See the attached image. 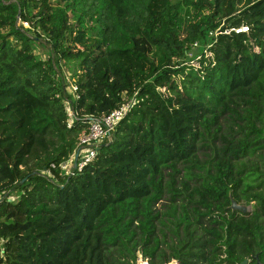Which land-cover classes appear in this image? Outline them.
<instances>
[{
	"label": "trees",
	"instance_id": "trees-1",
	"mask_svg": "<svg viewBox=\"0 0 264 264\" xmlns=\"http://www.w3.org/2000/svg\"><path fill=\"white\" fill-rule=\"evenodd\" d=\"M0 196V264H264V0H0Z\"/></svg>",
	"mask_w": 264,
	"mask_h": 264
},
{
	"label": "built area",
	"instance_id": "built-area-1",
	"mask_svg": "<svg viewBox=\"0 0 264 264\" xmlns=\"http://www.w3.org/2000/svg\"><path fill=\"white\" fill-rule=\"evenodd\" d=\"M18 21H21V19L18 18ZM22 23L30 28L27 22ZM236 31H247V26H241L240 28H237ZM195 45L197 46V43H195ZM69 87L71 93L78 97L77 85L74 79L69 81ZM132 104L133 99H129L122 103L119 107L100 117L86 115V117L90 119L88 132L79 135L78 142L73 153L67 159L59 163H51L50 167L42 169L41 173L46 176L53 177L54 174L52 169H55L56 167H59L65 175L74 174L76 169L81 171L85 165L94 159L97 154V147L105 140L111 139L116 125L127 114ZM66 105L67 109L70 110L67 101ZM70 114L72 115V111H70ZM2 197L0 196V201L2 200ZM147 263L148 259L143 257L142 254L138 252V256L134 264ZM166 264H169V262Z\"/></svg>",
	"mask_w": 264,
	"mask_h": 264
},
{
	"label": "rangeland",
	"instance_id": "rangeland-1",
	"mask_svg": "<svg viewBox=\"0 0 264 264\" xmlns=\"http://www.w3.org/2000/svg\"><path fill=\"white\" fill-rule=\"evenodd\" d=\"M48 47H50L49 46V44L48 43H46L44 40H42L41 41V43H40V45L39 44H37V47H36V52H43L46 48H48ZM194 51H197V47H195L194 49H193ZM45 52V51H44ZM193 54V53H192ZM44 55H46V52L44 53ZM190 64H193L194 66H197V61L196 60H193V58H191L189 61H188ZM61 65V68H64V70H65V75L66 76H69L68 78H67V80L65 81V83L64 84H66V86H67V89H68V92H71V90H70V87H69V81L71 80V78H72V76H70L71 74V69H69L68 67H67V64H64V62H61L60 63ZM164 90V89H163ZM14 197H16L15 195H14ZM239 204H243V205H246V204H244V203H239ZM247 208H248V210H251L252 209V204H249V205H247ZM169 264H178V262L176 261V260H171L170 262H169Z\"/></svg>",
	"mask_w": 264,
	"mask_h": 264
},
{
	"label": "water",
	"instance_id": "water-1",
	"mask_svg": "<svg viewBox=\"0 0 264 264\" xmlns=\"http://www.w3.org/2000/svg\"><path fill=\"white\" fill-rule=\"evenodd\" d=\"M5 196L2 197V199L4 198ZM231 208L232 210H241L242 212H246L248 211V208H247V205H243V204H239L237 203L235 200H232V205H231ZM249 261L248 258L244 259L241 263L239 264H246L247 262ZM149 264V263H147ZM263 264V263H261Z\"/></svg>",
	"mask_w": 264,
	"mask_h": 264
}]
</instances>
